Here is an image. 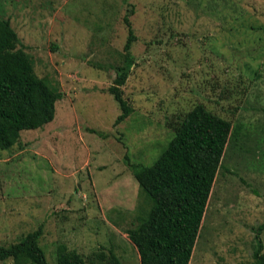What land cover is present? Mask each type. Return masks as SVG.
<instances>
[{"label":"rangeland","instance_id":"1","mask_svg":"<svg viewBox=\"0 0 264 264\" xmlns=\"http://www.w3.org/2000/svg\"><path fill=\"white\" fill-rule=\"evenodd\" d=\"M128 10L135 64L121 90L134 111L115 125L120 109L108 89ZM0 17L36 75L63 93L51 123L0 150V245L41 227L47 264H56L59 244L85 258L112 249L122 264H139L126 232L149 202L128 163L153 165L202 104L235 134L189 264H256L258 240L264 254V0H0Z\"/></svg>","mask_w":264,"mask_h":264},{"label":"trees","instance_id":"2","mask_svg":"<svg viewBox=\"0 0 264 264\" xmlns=\"http://www.w3.org/2000/svg\"><path fill=\"white\" fill-rule=\"evenodd\" d=\"M128 10L124 17L128 35L122 64L115 66V79L108 89L120 109L115 125L132 113L121 87L135 64L132 45L136 36ZM63 93L36 75L10 22L0 17V150L20 140V132L40 129L55 117V104ZM99 135L101 133L96 132ZM229 121L195 105L176 125L173 136L153 165L128 163L129 170L147 202L139 209L136 224L126 234L139 254V264H189L199 237L214 180L231 137ZM144 210V211H143ZM264 226H261L260 231ZM41 227L21 241L0 245V262L47 264L39 246ZM258 239V237H257ZM258 240L253 258L264 264ZM56 264H122L112 249L83 257L65 244L56 249Z\"/></svg>","mask_w":264,"mask_h":264}]
</instances>
